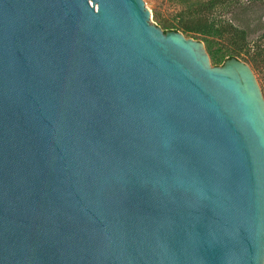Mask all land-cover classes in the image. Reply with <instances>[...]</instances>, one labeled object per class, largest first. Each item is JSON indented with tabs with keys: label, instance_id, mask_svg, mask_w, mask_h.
Returning <instances> with one entry per match:
<instances>
[{
	"label": "water",
	"instance_id": "1",
	"mask_svg": "<svg viewBox=\"0 0 264 264\" xmlns=\"http://www.w3.org/2000/svg\"><path fill=\"white\" fill-rule=\"evenodd\" d=\"M0 264H264L251 67L143 0H0Z\"/></svg>",
	"mask_w": 264,
	"mask_h": 264
},
{
	"label": "trees",
	"instance_id": "2",
	"mask_svg": "<svg viewBox=\"0 0 264 264\" xmlns=\"http://www.w3.org/2000/svg\"><path fill=\"white\" fill-rule=\"evenodd\" d=\"M174 20L159 21L165 31L200 37L210 61L218 66L230 58L255 66L264 62V0H176ZM218 46L214 48V46Z\"/></svg>",
	"mask_w": 264,
	"mask_h": 264
},
{
	"label": "rangeland",
	"instance_id": "3",
	"mask_svg": "<svg viewBox=\"0 0 264 264\" xmlns=\"http://www.w3.org/2000/svg\"><path fill=\"white\" fill-rule=\"evenodd\" d=\"M178 2L176 0H143L145 8L150 12V23L154 24L156 26H159V21L162 20H170L173 21L174 20V14L178 11V7L176 6V4L174 3ZM189 38H193L196 40H200L204 43L205 47H206V42H204L202 40V38L200 37H193V36H186ZM218 46H214V48H217ZM239 60L245 62L246 64H248L251 69L254 72V75L259 83V86L262 90L263 96H264V62H262V65H258L255 66L252 63H248L246 61L245 57H241ZM212 64V63H211ZM213 65V64H212ZM222 65V64H221ZM215 66V65H213ZM220 66V65H218Z\"/></svg>",
	"mask_w": 264,
	"mask_h": 264
}]
</instances>
